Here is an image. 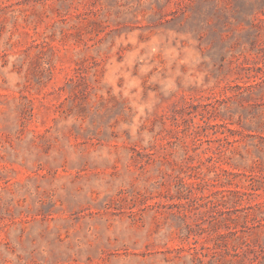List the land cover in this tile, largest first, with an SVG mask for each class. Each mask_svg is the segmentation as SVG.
I'll list each match as a JSON object with an SVG mask.
<instances>
[{"label": "rangeland", "instance_id": "1", "mask_svg": "<svg viewBox=\"0 0 264 264\" xmlns=\"http://www.w3.org/2000/svg\"><path fill=\"white\" fill-rule=\"evenodd\" d=\"M0 264H264V0H0Z\"/></svg>", "mask_w": 264, "mask_h": 264}]
</instances>
